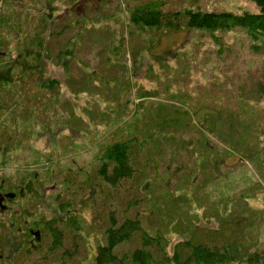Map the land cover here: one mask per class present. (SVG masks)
<instances>
[{
	"label": "rangeland",
	"instance_id": "rangeland-1",
	"mask_svg": "<svg viewBox=\"0 0 264 264\" xmlns=\"http://www.w3.org/2000/svg\"><path fill=\"white\" fill-rule=\"evenodd\" d=\"M143 1L0 0L10 44L32 16V32L52 46L51 59L28 57L22 76L0 68V173L31 182L33 210L64 218L62 197L80 216L77 253L57 264H98L112 209L120 220L140 214L142 231L162 235L171 252L178 245L182 261L185 241L202 240L235 246V258L221 264H264V55L241 26L214 35L186 23L136 26L130 11ZM163 8L260 11L255 0H165ZM134 134L146 141L143 170L119 188L90 186L102 147ZM31 197L22 202L29 211ZM1 209L0 256L9 259L22 210L5 200ZM140 244L135 231L116 252Z\"/></svg>",
	"mask_w": 264,
	"mask_h": 264
},
{
	"label": "trees",
	"instance_id": "trees-1",
	"mask_svg": "<svg viewBox=\"0 0 264 264\" xmlns=\"http://www.w3.org/2000/svg\"><path fill=\"white\" fill-rule=\"evenodd\" d=\"M255 1L260 7L259 12L245 10L237 14L232 11H200L193 9H186L184 12L170 11L163 8L165 0H144L131 9L129 18L130 22L136 26L144 29H146L145 27L154 28L159 31L174 26L179 27L183 23L199 29L209 30L212 34L213 31L218 29L230 30L235 26H241L248 31L251 38L256 42L255 48L264 55V0ZM28 19L30 21L25 23V29L16 32L17 42L15 44H10L7 34L0 32V52L6 51V57L0 55V61L4 63L0 64V68L7 67L10 71L18 69L20 76L23 75L21 70L25 71L28 68V57L31 60L35 59V64L42 55L52 58V46L42 43L39 30L36 31L35 29L32 32L31 27H29L31 24L28 25L32 22V16ZM42 22L40 20L37 23V28L42 26ZM31 32L32 34H30ZM50 34H53V32H50ZM34 39H36V43ZM18 63L19 66L16 68ZM33 67L30 66L31 69ZM54 81L55 79H51L50 83L52 84ZM45 83L43 86L50 85V83L48 85ZM143 92L142 96H146ZM3 114V111H1L2 116ZM145 144L146 141L135 134L121 136L109 141L97 155L99 167L96 173L92 178H86L90 182V186H99L101 191H103L106 183H110L115 188L123 186L128 179L133 178L143 170L142 167L137 165V160L139 156L142 155L143 157ZM141 162H143V159ZM110 167H112L111 171H109ZM12 177L14 178V175L0 173V190L5 196V201L15 203L21 208L22 215L15 213L12 221V229L17 237V248L14 251V256L8 259L5 258V254H2L0 264H57L58 261L66 260L67 256L75 255L77 253L76 247H79L78 232L83 229L84 223L80 216L70 209V202L65 198H59L58 210L60 215L64 214L65 217L50 218L44 214L41 208H38L40 211L38 209L33 210V206L38 203L34 202L39 195V191L33 190L34 186L30 184L31 182L24 183L17 178L14 183ZM27 192H31L33 196L30 200L32 208L30 211L27 203L22 204ZM142 200L143 198L132 199L128 205L132 206L133 202H142ZM7 209L9 210V208ZM7 209L1 210L5 213ZM36 212L41 213L36 215ZM1 217L2 215L0 219ZM143 227L140 214L126 215L125 218L120 220L115 210H110V218L104 230L105 237L103 239L105 241L97 245L96 248L97 263L111 264L119 261L122 264H187L194 261L202 264H221L235 258L232 252L235 246H217L202 240H200V243L194 244L187 240L185 246H189L190 251L187 253L186 259L182 261L184 254L181 249L179 250L178 245H176L175 251H169L167 249L168 240H165L159 234L153 236L143 232ZM135 231L141 233L140 246L130 251L116 252L118 245L130 240ZM71 232L73 233L72 238L75 246L72 249L67 246ZM59 252L60 255L56 256Z\"/></svg>",
	"mask_w": 264,
	"mask_h": 264
},
{
	"label": "water",
	"instance_id": "water-1",
	"mask_svg": "<svg viewBox=\"0 0 264 264\" xmlns=\"http://www.w3.org/2000/svg\"><path fill=\"white\" fill-rule=\"evenodd\" d=\"M0 55H5V52H0ZM5 196L0 192V205L3 203Z\"/></svg>",
	"mask_w": 264,
	"mask_h": 264
}]
</instances>
